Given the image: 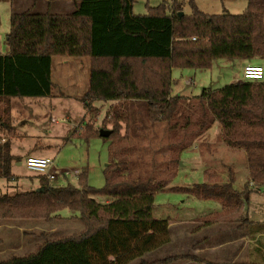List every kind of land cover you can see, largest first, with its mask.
Here are the masks:
<instances>
[{
  "label": "trees",
  "instance_id": "16d2710c",
  "mask_svg": "<svg viewBox=\"0 0 264 264\" xmlns=\"http://www.w3.org/2000/svg\"><path fill=\"white\" fill-rule=\"evenodd\" d=\"M72 1L75 10L69 14H11L8 53H0V101L6 102L10 113L13 98L51 96L53 59L88 57L89 85L80 98L87 114L98 115L93 101L112 105L99 128L82 122L75 133L89 138L100 137V129L111 130L104 138L111 141L105 184L91 186L88 171L83 170L77 185H58L38 176L39 188L0 193V219L49 222L63 219L60 212L69 209L78 213L72 218L84 226L79 233L57 238L42 233L33 252L0 264H133L169 244L170 221L153 217L155 195L176 175L182 151L203 139L215 123L226 146L245 152L249 181L244 193L264 186V82L239 80L193 97L172 92L176 68L210 69L222 59L264 60V0H249L239 15H208L194 3L192 12L185 14L182 3L170 7L167 0L145 15L134 13L137 0ZM0 126L9 135L14 133L9 122L2 120ZM150 135L154 146L162 147L165 141L166 175L161 179L132 176L133 147L140 144L146 149ZM11 151L10 140L0 136V178L8 181L15 179L13 163L21 161ZM216 175L209 173L206 183L191 190L223 206V212L205 224L242 226L243 216L226 217L232 209L239 213L244 207L240 193ZM247 224L255 223L248 220ZM255 225L254 232L258 231ZM185 260L215 264L188 254L142 259L138 264Z\"/></svg>",
  "mask_w": 264,
  "mask_h": 264
},
{
  "label": "rangeland",
  "instance_id": "374dc122",
  "mask_svg": "<svg viewBox=\"0 0 264 264\" xmlns=\"http://www.w3.org/2000/svg\"><path fill=\"white\" fill-rule=\"evenodd\" d=\"M48 1L52 3L47 0H0L1 54L8 53L6 38L10 31V17L13 12L44 13L49 11L53 14H69L75 10L72 0L65 1L68 3L64 0H60L61 3H54L55 0ZM176 1L182 3L185 14L192 12V3H194L200 11L208 15L225 13L239 15L246 10L249 3V0H167L168 6L171 7ZM162 2L163 0H137L133 11L136 15H145L149 8L158 7ZM248 63L260 65L264 69V60L261 59L253 61L222 59L216 61L210 69L176 68L172 72V92L174 95L193 97L200 96L204 90L223 88L242 80ZM89 76L90 59L88 57L70 59L55 57L52 63V81L55 87L51 96L13 98L10 113L6 112V102L0 101V121L9 122L14 128V133L9 135V130L0 126V136L3 141L10 140L11 153L21 160L12 165L14 180L8 181L0 178L1 194H15L36 189L37 186L39 188V175L28 170L25 165L27 157L53 159L60 170L54 182L58 185L69 183L77 185L78 174L87 170L91 186L95 188L104 186V169L109 162L108 148L111 141L96 136L87 138L75 133V130L81 129L79 127L82 122H90L95 124V128H99L101 120L112 105L111 102L93 101L94 113L98 115L95 117L87 114L85 104L80 98L88 90ZM157 131L160 135L163 134L162 129ZM209 131L206 134L207 139L204 140V143L207 142L206 145L203 142L200 143L203 141L201 139L193 147L180 154L176 175L155 195L153 217L157 220L174 222L179 228L184 224L194 222L205 226L207 220L223 212V206L218 200L204 199L191 190L197 184L206 183L209 173H216L223 183H232L234 190L240 193L244 205L239 213L236 209H232L226 217L230 219L234 216L237 218L243 216L244 224H247L248 220L264 222V186L250 189L251 192L248 194L244 193L245 185L249 181L245 152L232 149L221 141V129L217 123ZM145 139L147 140L148 137L146 136ZM152 141L153 138L150 135L149 140L146 141V149L140 144L133 147V177L147 179L165 177L166 164L163 159L166 155L163 149L165 141H161L162 147L152 145ZM145 154L146 157L143 159ZM244 198L248 199V203L244 202ZM60 215L63 219L49 222L37 219H0V226H3L0 227V239L2 240L0 262L12 256H24L33 252L41 242L40 234L42 233L49 238H57L83 230V224L72 218L78 213L65 209L60 212ZM182 246L185 247L186 242ZM182 253H184L182 250L170 251V248H163L145 255L142 259L153 261ZM142 259L136 260L134 264H138ZM212 259L219 261L212 262L215 264H224V261L230 260L227 257ZM255 260L259 264H264L262 258ZM185 261L176 263L196 264L193 261Z\"/></svg>",
  "mask_w": 264,
  "mask_h": 264
},
{
  "label": "crops",
  "instance_id": "0c3cea01",
  "mask_svg": "<svg viewBox=\"0 0 264 264\" xmlns=\"http://www.w3.org/2000/svg\"><path fill=\"white\" fill-rule=\"evenodd\" d=\"M65 1L69 0H64V2ZM47 2L52 3L48 0ZM53 2L61 3L60 0H55ZM66 62H70V60H66ZM247 65L250 64L248 63ZM207 137L208 135H205L203 141L200 143H204ZM204 144L206 145L207 142ZM254 223L258 224V231L256 232H254L255 227H257L255 224H243L241 226L239 223H218L201 226V223L194 222L188 225L184 224L179 228L177 224L170 222V243L151 253L157 252L163 248H170V251L182 250L184 252L177 255L188 254L211 263L219 262L217 259H212L218 257H227L230 259L229 261H224L225 263L245 262L247 260L256 261L255 259L257 258H262V260H264V222L254 221ZM184 242H186L185 247L182 246ZM151 253H148V255ZM203 255H206V257H203Z\"/></svg>",
  "mask_w": 264,
  "mask_h": 264
},
{
  "label": "built area",
  "instance_id": "2783aa9c",
  "mask_svg": "<svg viewBox=\"0 0 264 264\" xmlns=\"http://www.w3.org/2000/svg\"><path fill=\"white\" fill-rule=\"evenodd\" d=\"M263 78L264 69L262 66L250 64L245 67L242 80L260 82ZM25 165L28 170L45 177L50 183H54L60 174L54 160L50 158L27 157Z\"/></svg>",
  "mask_w": 264,
  "mask_h": 264
},
{
  "label": "water",
  "instance_id": "95a60500",
  "mask_svg": "<svg viewBox=\"0 0 264 264\" xmlns=\"http://www.w3.org/2000/svg\"><path fill=\"white\" fill-rule=\"evenodd\" d=\"M181 15H183V12L181 13ZM177 96H179V94ZM99 135L102 138H107L111 135V130L100 129Z\"/></svg>",
  "mask_w": 264,
  "mask_h": 264
}]
</instances>
